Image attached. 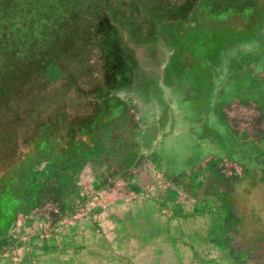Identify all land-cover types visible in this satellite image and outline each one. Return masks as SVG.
<instances>
[{
  "label": "crops",
  "instance_id": "0c3cea01",
  "mask_svg": "<svg viewBox=\"0 0 264 264\" xmlns=\"http://www.w3.org/2000/svg\"><path fill=\"white\" fill-rule=\"evenodd\" d=\"M254 37L205 80L167 73V54L155 79L129 90L131 74L126 90L110 88L105 143L136 163L113 174L122 155L87 160L76 212L18 213L0 235V264H250L228 241L264 218V28Z\"/></svg>",
  "mask_w": 264,
  "mask_h": 264
},
{
  "label": "trees",
  "instance_id": "16d2710c",
  "mask_svg": "<svg viewBox=\"0 0 264 264\" xmlns=\"http://www.w3.org/2000/svg\"><path fill=\"white\" fill-rule=\"evenodd\" d=\"M151 1L157 5H169L174 13L205 12L208 9L213 11L212 15L230 8L236 12L254 4L264 6L263 0L260 4L256 0H228L226 5L225 0ZM59 3L62 11L56 9L52 0H0V27L4 30L0 37V71L12 75L14 85L7 98L12 101L13 108L3 109L4 117L0 114V235L7 232L18 213L28 212L47 200L58 203L59 215L56 213V219L73 214L82 202L80 199L77 203L79 196L76 195L74 178L84 163L94 156L113 159L122 155L120 164L111 170L113 174L125 172L138 159L133 151L124 153L120 148L106 145L101 138V131L106 125L100 124L94 133L86 134L88 139L85 140L78 130L80 123L87 122L84 119L85 106L94 103V97L90 96L93 90L88 68L97 60L102 73L113 72L115 66L117 68L113 62L116 56L112 53L114 44L110 56L108 49L104 48L103 55L101 52L94 58L90 55L93 59L89 54L86 56V50L81 52L84 53L82 58L72 59L76 63L84 57L91 61L84 69V82L78 78L69 95L59 96L58 89L54 92L51 88L40 86L21 61L27 60L30 52L51 51V45L56 44V40L52 39L59 37L57 29L65 31L62 39L67 47L75 48L78 41L87 43L90 32L95 34V40L98 39L100 29L96 25L88 29L89 16L84 12L86 8L94 9V0H59ZM63 11L66 16L60 17L58 14ZM260 26L264 27V19L260 21ZM107 38L111 35L108 34ZM19 82L24 92L18 90ZM109 94L107 92L102 98L109 99ZM3 97L6 96H0V110ZM64 130L73 132L68 144L63 141ZM218 163V159H213L208 165L217 169ZM69 194L75 199L66 203Z\"/></svg>",
  "mask_w": 264,
  "mask_h": 264
},
{
  "label": "rangeland",
  "instance_id": "374dc122",
  "mask_svg": "<svg viewBox=\"0 0 264 264\" xmlns=\"http://www.w3.org/2000/svg\"><path fill=\"white\" fill-rule=\"evenodd\" d=\"M52 1L53 5H56V9L63 10L59 0ZM261 1L256 0V3L260 4ZM227 2L228 0H225L224 5ZM168 6L157 5L151 0H94V9L86 8L84 12L89 16L88 29L91 28V25H96V28L100 29L98 39L95 40V34L88 31L90 38L87 43L78 41L75 48L67 47L62 39L65 31L57 29L56 34L59 37L52 39V41L56 40V44L51 45V51L47 53L41 52V50L33 51L28 54L27 60H21L40 86L51 88L54 92L58 89L59 96L69 95L76 87L78 78L84 82V77H86L84 69L88 66L89 60L91 61L98 52L103 55L102 49L104 48L108 49L110 56V49L114 44L112 53L116 56L113 57V62L117 64V68L115 66L113 72L102 73L101 67L97 66V60L92 62L88 68L87 73L90 72L89 79L93 90L90 92V96L94 97V103L85 106L84 119L87 122L78 125L79 132L83 133V140L88 139L86 134L94 133L100 124L106 125L104 131H101V138L104 141L110 138L108 129L115 125L110 123L113 116L112 105L115 104L110 101V98L103 99L102 97L110 91V88L116 87L114 85H117V91L126 90L125 87L128 85L126 80H129L131 74L137 80L133 83L129 82L131 83L127 86L129 90L134 86L137 88L138 82L142 80L155 79L154 74L157 70L159 72L163 65L162 57L166 59L165 55L167 54H170L166 66L167 73L180 71L179 74L186 80H205L210 74L211 66L214 68L216 65L224 64L225 59H228V53L234 52L235 49L232 45L240 47L248 45V43L252 44L254 35L261 27L260 21L264 19V6L255 4L250 7H242L236 12H233L232 8L226 9L227 11L223 10L222 13L216 15H212L213 11H208V9L205 12L197 10L194 13H174ZM254 9L255 11H253ZM251 11L255 13L256 19L250 18L253 16ZM58 15L66 16L64 11ZM3 31V27H0V37ZM108 34L111 35V38H107ZM140 47L146 49L144 52L148 58L136 59ZM156 49L161 55L158 58L154 54ZM85 50L86 56L89 54L93 58L91 56V59L84 57L81 62L77 63L72 60L73 58H82L84 53L81 54V52ZM78 51L80 53L77 54ZM16 54L18 58L19 52ZM114 73L119 76L118 81H116ZM13 88V76L5 74L1 70L0 96H6L1 99L0 114L2 117L5 116L3 109L13 108L12 101L7 100ZM18 90L24 92L20 82ZM72 136V131L64 130L63 141L68 144L72 140ZM246 150L252 153L253 148L246 146ZM259 159L262 160V158ZM233 168L235 167H228L229 170ZM222 169V172L226 174L227 169L225 167ZM74 183L77 189L76 195L79 196L78 203L82 195L78 191L76 176ZM230 184L229 181L228 185L230 186ZM74 197L69 194L65 199L66 203H70ZM40 206H44L43 211L47 210L53 214L58 212V203L55 200L44 201ZM258 221L259 224L251 226L252 230L250 229L248 236L237 235L236 238H230L228 241V248L235 251V255L245 263L264 264V218L261 217V220Z\"/></svg>",
  "mask_w": 264,
  "mask_h": 264
}]
</instances>
